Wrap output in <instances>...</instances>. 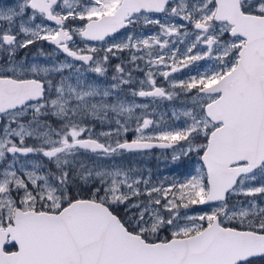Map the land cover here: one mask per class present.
Returning a JSON list of instances; mask_svg holds the SVG:
<instances>
[{
	"label": "snow or ice",
	"instance_id": "1",
	"mask_svg": "<svg viewBox=\"0 0 264 264\" xmlns=\"http://www.w3.org/2000/svg\"><path fill=\"white\" fill-rule=\"evenodd\" d=\"M0 264H264V0H0Z\"/></svg>",
	"mask_w": 264,
	"mask_h": 264
},
{
	"label": "rangeland",
	"instance_id": "2",
	"mask_svg": "<svg viewBox=\"0 0 264 264\" xmlns=\"http://www.w3.org/2000/svg\"><path fill=\"white\" fill-rule=\"evenodd\" d=\"M97 131L101 128L97 126ZM132 138V134L129 133V139ZM133 163L140 167H146L151 169L154 175H179L183 171V168L179 164H172L169 159H167L162 152L152 153L151 156L139 157V156H129Z\"/></svg>",
	"mask_w": 264,
	"mask_h": 264
},
{
	"label": "flooded vegetation",
	"instance_id": "3",
	"mask_svg": "<svg viewBox=\"0 0 264 264\" xmlns=\"http://www.w3.org/2000/svg\"><path fill=\"white\" fill-rule=\"evenodd\" d=\"M5 2H11V0H5ZM44 47H45V50H50V48H51V46L47 45V44H45ZM36 51H37V46L36 45L32 46V55H36ZM63 58H64L63 54H61L58 57V59H63ZM200 63L203 64L204 62H200ZM188 71H189L188 69H185V72H188ZM160 152H162V151H152V153H154V154L155 153H160Z\"/></svg>",
	"mask_w": 264,
	"mask_h": 264
}]
</instances>
